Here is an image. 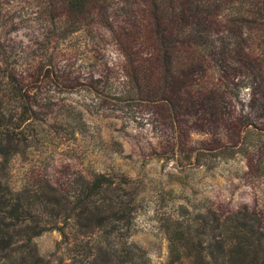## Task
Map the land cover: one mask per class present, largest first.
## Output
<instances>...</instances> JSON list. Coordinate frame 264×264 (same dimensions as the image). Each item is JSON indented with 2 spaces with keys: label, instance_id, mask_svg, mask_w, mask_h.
<instances>
[{
  "label": "trees",
  "instance_id": "16d2710c",
  "mask_svg": "<svg viewBox=\"0 0 264 264\" xmlns=\"http://www.w3.org/2000/svg\"><path fill=\"white\" fill-rule=\"evenodd\" d=\"M8 1L0 0V17ZM33 1L47 43L82 34L116 53L129 88L122 100L161 110L171 127L193 114L201 128L224 129L228 141L216 146H264V0ZM17 53L0 42V264H148L140 247L118 240L129 218L124 178L93 174L62 199H21L2 185L14 143L34 127L38 78L20 69ZM183 213L165 224L164 264H264V213L245 205ZM58 216L66 230L56 228ZM53 228L71 238L67 263L41 257L31 243Z\"/></svg>",
  "mask_w": 264,
  "mask_h": 264
},
{
  "label": "rangeland",
  "instance_id": "374dc122",
  "mask_svg": "<svg viewBox=\"0 0 264 264\" xmlns=\"http://www.w3.org/2000/svg\"><path fill=\"white\" fill-rule=\"evenodd\" d=\"M33 6V0H10L0 17V42L18 51L20 69L38 78L34 127L14 143L2 171L1 183L13 195L62 199L93 174L124 178L129 218L118 240L140 247L148 264H164L165 224L178 210L188 216L245 205L264 213V146L245 153L240 148L247 146H216L228 141L224 129L201 128L193 114L171 127L161 110L122 100L129 88L121 83L116 53L82 34L52 46L39 34ZM246 93L240 90L244 99ZM54 222L66 230L68 221L58 216ZM56 228L31 243L41 257L67 263L71 238Z\"/></svg>",
  "mask_w": 264,
  "mask_h": 264
}]
</instances>
